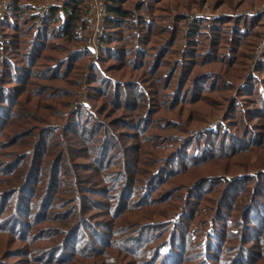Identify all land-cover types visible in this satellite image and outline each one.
Wrapping results in <instances>:
<instances>
[{
  "label": "trees",
  "instance_id": "obj_1",
  "mask_svg": "<svg viewBox=\"0 0 264 264\" xmlns=\"http://www.w3.org/2000/svg\"><path fill=\"white\" fill-rule=\"evenodd\" d=\"M40 1L44 0H13L0 19V32L6 39L3 45L0 44V56L3 57L2 59L0 57V182L5 185L11 184L0 192V232L12 233L13 241H26L31 239V235L24 231L34 234V225H41L50 219L62 221L64 229L58 226L51 230L49 225H44L42 229L45 233L33 240L35 245L32 247L17 244L11 247L12 255L23 256L17 264L61 263L83 256L94 259L98 257V262L116 258L117 264H215V260H218L219 264H264V191L261 190L264 186V170L255 174L248 172L236 175L224 191L225 197L233 193L239 197L248 196L242 212L246 214L245 226L251 229L250 239H242L230 255V244L235 237L225 231L218 233L220 230L218 227L216 229L213 227L212 233L207 230L208 233L205 232L198 242L189 234L191 238L189 243L194 248L191 251L181 242L177 243L178 239L175 237L174 239L167 237L163 244L168 245L170 249L166 251L168 255L164 259H158L157 248L149 249L148 244L154 238H148L145 245L147 248H141L142 242L134 240L138 234L137 229L131 230L133 233L128 236L118 235L123 225L118 223L120 219L131 222L126 226L128 229L140 228L141 234L147 229L145 225L149 227L154 224L153 221L145 223L143 216L145 208L151 204V196L165 201L168 195L178 193V204L160 211L166 221L177 216L178 212L183 214L187 207L185 203L193 200L191 197L187 200L183 191L195 184L197 178L191 185L173 183L172 180L180 173V178H183L181 176L185 175L186 168L200 166L206 161H216L219 154L226 155L234 151L241 153L245 149L252 147L258 149L260 145L264 146V124L253 131L251 126L254 124L250 122L251 118L245 120L250 111L251 115L256 114L259 118H264V87L260 88L257 97L254 98V106L252 105V109L249 107L250 111H242L245 110V105L242 103L239 105V98L234 96L232 98V94L227 93L238 87V82L233 78L229 79V70L239 74L235 77L239 81L242 78L239 72L245 70L244 59L253 58L252 47L256 41L252 38L259 35L256 26L264 18V12L257 11L256 7L263 0H216L217 6L229 5L230 8L237 6L251 11H243L240 14L234 11L233 14H224L212 19L201 16L191 25H182L184 18L182 14L174 15L171 24L162 22L171 15L168 17L167 14L164 17L156 15L157 12L160 14L161 8L164 7L167 8L166 13L170 14L169 10H175L174 5H179L178 2L181 0H106L105 34L102 39L103 54L100 60L104 61L107 57L106 62L110 63L101 64V67L107 70V74L103 73L101 67L95 65L97 74L94 75L103 73L99 80L104 82L106 88L105 90L100 88L101 92L97 98L99 100H95L93 95L88 96L94 99V106L89 115H82L84 106L76 107L71 112V117H74L81 127L79 139L96 150L93 157L99 166L97 175L100 181H96L89 188L84 185L85 181L81 177L83 173L80 169L85 166L84 163L66 159L69 153L64 149L65 142L70 131L77 129L71 125V121L65 127L60 122L42 123L41 127L40 122H44L41 121L44 120V116L40 114V110L43 109L40 104L44 98L50 96L53 100L58 99V96L50 95L48 89L50 86L64 88L63 81L67 80L81 90L82 79L72 78L71 75L75 69L85 74L89 64V61L83 58L90 50L81 47L88 38L87 12L90 0H51L53 3L44 16L31 10L33 9L31 2ZM223 24H229L228 30L221 27ZM183 39L186 40L185 44H182ZM246 45L252 47L244 49ZM7 54L11 56H6ZM215 63L219 64V68L214 65ZM138 77L140 80H136ZM145 79L148 82L160 79L162 82L149 90L144 85ZM50 81H56L57 84L49 83ZM247 83L246 79L245 84ZM89 84L93 86L90 81ZM248 84L253 89L257 86ZM240 85L242 84L240 83L237 89L239 94L244 92ZM95 86L99 87V83L97 82ZM257 90L251 91L254 96ZM79 93L80 91H77L75 94ZM22 94L26 96L23 98ZM105 97L111 98L113 107L110 113H107L104 107ZM77 100L78 96L71 100L69 111ZM200 103L209 104L212 108L211 111L203 109L205 113L200 121L196 122L201 123L202 130L193 129L191 130L193 132L189 131L182 138H177L173 134L174 128H180L182 124L174 125L165 118L163 120L167 121L158 120L157 125L154 122L155 117L150 114L151 108L154 109L153 113H156L165 106L168 112H172L176 109L198 107ZM151 104H155L154 107H151ZM138 107L142 108L143 112L138 115L141 121L131 125L133 133H140L148 126L149 129L169 127V135L165 138L163 147L160 145L159 139L162 138L160 135L154 133L147 135L149 142L153 144L147 152L151 157L148 164L158 166L155 170L152 168L147 172L145 169L143 171L139 169L147 173L139 177L137 174L134 175L137 171L135 155L133 160L125 157L134 145H125L119 139L124 138L119 124L121 126V122L132 118L128 110L133 111ZM122 108L124 113L115 116L114 111ZM57 112L63 113L64 109L58 108ZM55 115L59 118L58 114ZM213 119L217 122L211 124ZM245 124H248L246 129ZM49 130H61L54 132L55 138L60 140L61 147L54 152L51 150L53 147H47L44 143L43 152L37 153V146L44 141ZM251 134L254 136L251 137ZM140 142L135 146L134 152L143 147L142 141ZM226 146L231 147L227 151H211L213 147ZM118 155L124 157L126 166L124 164L122 169L114 168L118 164L116 161ZM80 156L90 158L89 154ZM70 163L75 169L72 170L73 179L69 185L63 175L56 177L54 172H58L56 165L65 166ZM240 165L244 169L249 166L245 163ZM66 170L63 169L64 172ZM109 175H120L121 178H115L112 182L108 181ZM43 176L48 180L42 181L40 178ZM141 177L148 179L140 183L138 180ZM243 177L247 179L246 184L236 186L235 183ZM199 179L196 185L212 181L207 177ZM222 179L213 180H218L216 183L218 184ZM16 180L20 182L15 185ZM166 185L167 188L163 190L165 196L158 197L148 193L149 190L156 192ZM140 188L142 192L136 196V191ZM71 189L75 191L70 197L60 194ZM114 189L117 190L116 195L112 193ZM85 191L97 192L102 199L85 197ZM86 198L89 202L84 201ZM216 201L217 197L214 203ZM11 203H18L17 209L6 213L8 210L4 205ZM198 203L195 204L193 217L199 215L202 202ZM174 207L177 211L171 213L172 216L169 217L170 210ZM95 208H101L98 212H103L104 215H113L115 221L109 227H103L101 237L88 240L86 225L90 224V219L93 218L89 212ZM131 210H142L135 221H129L126 215ZM5 213L6 216L3 217ZM196 221H193L194 224ZM26 225L30 229L26 228ZM209 228L211 229V226ZM78 232L82 235L83 242L77 241ZM156 232L155 237L158 241L163 231ZM199 232L201 231L197 229V236ZM58 237L61 238L58 244H51L45 248L39 246L41 242ZM183 238L185 236L180 240ZM201 241L202 246L197 248ZM208 244L216 249L211 251L208 257L199 260L187 257L188 255L194 257ZM1 247L2 244L0 252ZM116 247L122 252L115 256L112 250ZM127 256L132 258V262L127 261ZM0 264H7L5 257L0 260Z\"/></svg>",
  "mask_w": 264,
  "mask_h": 264
},
{
  "label": "rangeland",
  "instance_id": "obj_2",
  "mask_svg": "<svg viewBox=\"0 0 264 264\" xmlns=\"http://www.w3.org/2000/svg\"><path fill=\"white\" fill-rule=\"evenodd\" d=\"M13 0H0V19L3 18L7 7L9 6V4L12 2ZM168 1V0H166ZM170 1V0H169ZM30 2V1H29ZM92 0H90L89 3V10H90V5H91ZM32 3V7L35 9L37 7H44L46 5L51 6V4L53 3L51 0H44V1H40V2H31ZM169 3L167 2V6ZM179 5H174L175 10H169V12H171L170 14L166 13V7L161 8V13L159 14V12H157L156 15H163L166 16L165 14H167V17L170 16V18H167L166 21H162L163 23L166 24H171L172 19L174 18V15H180L184 16L183 20H182V25L186 24V25H191L194 23L195 19L197 17H201V16H205L206 18L208 17L209 19H212L213 17H218L224 14H233L234 11L236 13L240 12L242 13L243 11H251L249 9H240L236 7L230 8V6H217L216 5V0H181V2L179 3ZM164 5V4H162ZM257 11H262L264 12V0L259 3V5L256 7ZM87 12V17H88V29L89 32L87 34V40L85 41V44L81 47L83 49H88L89 54L84 56L83 60H87L89 61L88 67L86 69L85 74H81V72H78V69H75L71 75L72 78L75 77H79V79H82V84H81V90H78L77 86H72L69 82L63 81V86L64 88H57L54 86H50V88L48 89L50 95H56L58 96V99L53 100L52 96H50L49 98H44L43 102L40 104L43 109L40 110V114H43L42 116H44V122H40L41 127H43L42 123H47V122H60L61 124H64V127L66 126V124L71 121L72 122V126L77 129L76 131H70V135L67 138V141L65 142V146L64 149L66 151H68L69 153V157H67L66 159H70V161H79L82 163H84L85 166H83L80 171L83 173L81 175V177L84 179V185L87 186V188H89L90 185H94L93 183H96V181H100L98 180V175L97 173L99 172V166H97V160L93 157V154L95 153V151L93 150L92 147L85 145L84 142H81V140L79 139V133L81 130V127L78 126V121L74 118L71 117V112L73 111L72 109L76 108V107H83L82 110V115L86 114L89 115L92 112L93 109V103H94V99L89 98L88 96L93 95L95 96V100L98 98V96L100 95V88L105 90L106 86L104 85V82H101L99 79H101V75L107 74V70L104 69V67H101V64L103 65H108L110 63V61L106 60L108 59L107 57L104 58V61L100 60V57L103 54V48L101 49V45H102V39L103 36L105 34V18L103 21V35L100 36V41L97 45H95L92 41L93 39V35H94V30L90 21V12ZM250 13V12H248ZM253 13H257V12H253ZM106 15V13H105ZM160 16H158L159 18ZM157 18V19H158ZM159 20V19H158ZM207 25H211V24H207ZM221 27L224 28V30H228L229 24H223ZM259 35H257L256 37L252 38L253 40H255V44L252 47L253 49V58L251 59H244V64H245V70L243 72H239L242 74V78L237 81L235 77H237L239 74H236L234 71L229 70L228 72V77L229 79H234L235 82H238V87L239 84L241 83L242 85H240V87H242V89H244V92H241L240 94L237 92V89H235L233 92L232 91H227V93H231L232 98L233 96L236 98L238 97V103L239 105L242 103L243 105H245V110L242 111H250L249 107H251L252 109V105L254 106V98L257 97V93H259L260 88L264 87V78H262L264 76V47L262 50L258 49V46L260 45V43L264 42V18H262V21L257 24L256 26ZM5 38L3 37V35L0 32V44L3 45V43L5 42ZM186 40L183 39L182 40V44H185ZM250 43V42H249ZM252 44V43H250ZM250 45H246L244 47V49H249L251 48ZM87 52V51H86ZM9 53V52H7ZM6 56H11V54H7ZM1 59L3 58L2 56H0ZM82 60V61H83ZM217 62V61H216ZM91 63H93L92 65H90ZM247 63V64H246ZM95 65H98L99 67H101L100 69L103 71V73H99L98 76H94L95 74H97V69L95 67ZM217 68H219V64L215 63L214 64ZM94 66V67H93ZM247 67V70H246ZM99 72V71H98ZM110 72V71H109ZM77 75V76H76ZM83 75V76H82ZM147 79V78H146ZM144 80V85L147 87V89L150 90L151 87L157 86L158 84H161V80L160 79H156L154 82H148L147 80ZM247 79L248 83H252L254 84L253 86H256L255 89H258L256 92V96H254L255 94L251 91H254L255 89H253L252 86H250L248 83L245 84V80ZM136 80H140V77L136 78ZM74 81V80H73ZM89 81L92 83L93 86H90ZM99 83V87H96V83ZM49 83L52 84H57L56 81H50ZM259 86V87H258ZM77 91H80L79 94H75L77 93ZM82 92V93H81ZM216 95V93H215ZM24 96H26L25 94H22V97L24 98ZM78 96V100L77 103H73L74 105L72 106L71 110L69 111L70 108V102L72 99H74L75 97ZM106 99V103L104 104V107L107 109V113H110L113 105L111 104V98L110 97H105ZM99 100V99H97ZM253 100V101H252ZM233 101V99H232ZM155 104H151V107H154ZM150 107V108H151ZM58 108H62L64 109L63 113H58L57 109ZM203 109H207L209 111L212 110L211 106L209 104H205V105H201V103L199 104L198 107H190V108H182V109H176L172 112H168L165 109V106L161 109H159L158 112L153 113L154 109L151 108L152 112L150 113L152 117H155V123L157 124V121H161L165 118H168V121H172V123L175 124H182V126L180 128H173L175 130H173V134H175V136L177 138H182L185 135H187V133L193 129H199L198 131L202 130L201 123H196L197 121H200V118L202 117V115L205 113L203 111ZM226 110H228V106H226ZM129 113H131L130 115L132 116V118H130V120L125 121V122H121V126L119 124V127L122 131V136L124 138L119 137L120 140L123 141V143L125 145L127 144H131L135 146L137 145V143H139L140 141H142L143 143V147L139 148L138 151L134 152V148L131 150H129L127 152V156H125L127 159H134V155L136 158V167H137V171H135L134 175L137 174L139 176L143 175H147V171H149L150 169L154 168V170L156 169V167L158 165H153V164H148L151 161V157L149 156V154L147 153L149 151V148L153 145L152 143H150L149 139L147 138L149 135V133H154L155 135H160L162 138L159 139L160 145L161 147H163V143L165 142V138L169 135V127L168 128H150L148 127H144L143 131H140V133H136V132H132L134 130H132V123L135 122H140L141 118L138 116L139 113L143 112L142 108H137L133 111L128 110ZM124 113V108L120 109V110H115L114 111V115L115 116H120ZM244 113V112H242ZM59 115V118H56V115ZM249 116H247L248 120L251 118V123L254 124L253 126H251L252 130L254 131L256 128L259 129L263 126L264 124V118H259V116L255 115H251V111L248 112ZM150 116V117H151ZM135 117V120H133V118ZM216 119V118H215ZM213 119V121L211 122L214 123L217 122V120ZM164 122L167 120H163ZM224 123L226 122L225 119L223 120ZM128 122V123H127ZM232 122H234L232 120ZM127 123V124H125ZM143 124H146V122H142ZM168 124V122H166ZM158 125V124H157ZM209 127V126H208ZM248 127V124L244 126V128L246 129ZM191 128V129H188ZM42 129V128H41ZM59 132L61 130H54L51 131L49 130L48 133H46L45 137H44V141H42L40 143V145L37 146V153H42L43 152V147H44V143L47 144V147H53V149H51L52 151L56 152L59 150V146L60 145V140H58L57 138H55L54 132ZM197 131V132H198ZM193 132V131H191ZM191 135H194V133H190ZM254 134H251V137H253ZM152 141V140H151ZM247 143L249 141V139L246 140ZM141 143V142H140ZM154 143V142H153ZM250 144H252V142H249ZM28 147V146H27ZM25 147V148H27ZM231 146H226V147H213L211 151H227L230 149ZM23 148V149H25ZM90 156V158H82L83 156L80 155H88ZM117 155V154H116ZM163 155V154H162ZM119 156V155H118ZM219 157H217L218 160L216 161H206L201 163L200 166H194V167H188L185 169L186 173H184L185 175L181 176L183 178H180V174L176 177H174V179L172 180L173 183L177 182V183H183V184H188L191 185V183L194 181L195 184H192V186H190L187 190L183 191V195H185L187 197V200L190 199V197L193 199L191 201L188 200V202H186V208H185V212H183V214L181 212H178L177 216L169 218L167 221L165 220V217L163 215V213L160 211L161 209H165V208H169L170 209V205H174V204H178V197L179 194L175 193L172 195H168L166 198V202L165 201H161L160 198H156L150 197V205L145 208V212H144V219H145V223L151 222L154 223L152 226L146 227V225L144 226L145 228H147L146 230H144L143 234H141V230L140 228H127L126 226L131 224V222H125L122 219L119 220V224H123L122 227L120 228L118 235H130V233L132 234L133 229H137L138 230V234L134 237V240L137 242H142V249L143 248H147L146 245V240L148 238H154V240H152L148 245H149V249L151 247H155L157 248V251H159L158 253V259H161L164 257H166L168 255V253H166V251L170 248H168V245L163 244L167 237H171L174 239V237L176 238V240L178 239L177 243L181 242V244H183V246H187V250L191 251L192 249H194L192 247V245H190L189 241L191 238H194L197 242L199 240H201V236L205 235V232L208 233H212L214 232V230H212V228L214 227L216 229V227H218L220 230L218 233H221L223 231H225L227 234H231L235 237V239H232L233 242L230 244L231 245V251L229 252V255L231 253H233L238 244L241 243L242 239L246 238V239H250L249 235L251 232V229L249 227L245 226V221H246V214H244L242 212V209L248 199L247 195L244 196H237L231 194V196L224 195V191L226 189V187H228L233 181V178L236 175H244L247 174L248 172H252V173H259L258 171H263L264 168H260V167H264V146L260 145V148L256 149L255 147L249 148V149H245L243 150L241 153H238L235 151L234 152H229L225 154H219ZM116 161H118V164L114 167H120L121 169L126 166L125 161H124V157L123 156H119L118 158H116ZM241 163H245L248 164V168L244 169L241 167ZM125 164V165H124ZM124 165V166H123ZM56 168L58 169V172H54V175L56 177L63 175L64 179H66L67 183L70 185L71 181L73 179V175H72V170L75 169L74 165H71V163L69 165H65V166H60V165H56ZM260 168V169H258ZM63 169H67L65 172L63 171ZM139 169H145V173L141 172V170ZM258 169V170H257ZM153 170V171H154ZM96 174V175H95ZM44 177V176H43ZM41 177L40 179L43 181V179L45 181L48 180L47 177ZM203 178V177H207V179H211L212 181L208 180L205 181L203 183H200L198 185L197 181L200 180L199 178ZM115 178H121L120 175L117 176H110L108 178V181H112ZM216 178H223L221 182H219L218 184L217 181L213 180ZM264 178V177H263ZM146 177H141L138 182L140 183H144L146 182ZM144 181V182H142ZM232 181V182H231ZM247 179L246 178H241L239 179V181H237L235 183L236 186L238 185H243L244 183L246 184ZM20 182V180H16L15 181V185L18 184ZM110 182V183H112ZM231 182V183H230ZM11 184L5 185L3 183L0 182V192L3 191V189L10 187ZM99 187V186H97ZM167 188V185L162 187L161 189H159L158 191H148L149 194H154L157 195L158 197L160 196H165L166 193L163 192L164 189ZM210 189V190H209ZM262 191H264V186H262ZM74 189L69 190L68 192H61L60 194L63 195H67L66 197H70L73 193H74ZM117 190L114 189V193L113 195H116L115 192ZM142 192V188H140L138 191H136V196L138 194H140ZM191 194V195H190ZM84 196L85 197H100V195L97 192H90V191H85L84 192ZM217 197V201L214 203L215 198ZM137 198V197H136ZM99 199H102V197H100ZM84 201L89 202V199L86 198ZM201 201L202 204L200 205V212L199 215H197L196 217H193L194 214V207L195 204H199L198 202ZM18 204V203H17ZM17 204L11 203V204H7L4 205V207L6 206L5 209L8 210V212L6 213H11L12 209H17ZM213 205V208H211V206ZM101 208H95L92 209L91 212H89L91 214V217L95 218H91L90 219V224L86 225V230L88 232V236L87 239L89 240L90 238H98L101 237V230L103 229L104 226L109 227L111 225V223L113 221H115V217L113 215H104L102 214L103 212H98ZM144 209V208H143ZM142 209V210H143ZM142 210H137V211H128L126 213L128 220L129 221H135L138 218L139 213ZM54 211V210H53ZM177 209L176 207H174L172 210H170V216L171 213L176 212ZM6 213L3 214V217L6 216ZM182 214L181 216H179V214ZM203 218V220H201V218ZM173 220V222H171V220ZM194 220H197L194 224ZM209 223V226H208ZM264 224V222H263ZM49 225L51 227V230H53V228L58 227V226H62L60 229H64V224H62V221H57V220H48L47 222L39 225L36 224L34 225V234L28 231H24L25 233H28L29 235H31V239L23 241V240H16L13 241V234L10 232H5V233H1L0 232V245L2 244V250L0 252V260L3 259V257L6 258L7 264H10L11 262L14 264L18 263V260H22L23 256L20 254V256H15L12 255L10 248L11 247H15V245H22L24 247H32L33 245H35V243L33 242L34 239H36V237L41 236L45 233L44 229H42L43 226ZM211 226V229L209 228ZM26 228L30 227L28 225L25 226ZM195 228V229H194ZM197 229H199L201 232H199V236H197ZM208 230V231H207ZM156 231H160L159 233H161L163 231V234H161L158 237V241L157 238L155 237V234L157 233ZM189 231V232H188ZM230 231V232H229ZM188 232V233H187ZM193 233V234H191ZM189 234L191 235V238L189 236ZM183 240L182 237H184ZM186 236H189V238H187ZM102 240V238H101ZM61 238H52L49 241H45V242H41L39 244V246L42 247H47L51 244H58L60 243ZM77 241L79 242H83V237L81 234H79L78 232V237H77ZM185 242H187L185 244ZM202 241L197 244V248L202 246ZM155 245V246H154ZM220 245V244H219ZM222 245V244H221ZM92 245H90L91 247ZM138 248V249H141ZM189 248V249H188ZM196 249V248H195ZM200 249V248H199ZM36 251V250H35ZM113 254L116 255H120L121 254V250L116 247L114 248ZM211 251H216L215 247L213 245H209L203 246L202 250L199 251V253L197 255H195L194 257L192 256H187L190 259H194V260H199V259H203L208 257V254H210ZM50 252V251H49ZM47 252V253H49ZM59 253V252H57ZM43 254V253H40ZM171 254V252L169 253V255ZM190 254V253H189ZM79 257H77V259H72L71 261L68 262H61V263H52V264H117V260L112 259V260H108L107 262L105 261H99L98 262V257L97 258H90L88 256H83L82 258L78 259ZM107 259V258H106ZM131 257L127 256V261H131ZM20 260V261H21ZM132 262V261H131ZM129 262V263H131ZM160 262V260H159ZM215 264H219L218 260L214 261Z\"/></svg>",
  "mask_w": 264,
  "mask_h": 264
},
{
  "label": "built area",
  "instance_id": "obj_3",
  "mask_svg": "<svg viewBox=\"0 0 264 264\" xmlns=\"http://www.w3.org/2000/svg\"><path fill=\"white\" fill-rule=\"evenodd\" d=\"M49 7L50 4L44 7H37L35 9L33 8L31 10L34 13H39L41 16H44L47 13ZM89 12H90V21L94 30L92 41L95 45H97L100 41V36L103 35L102 23L104 21V17L106 13V0H92ZM263 47H264V42L260 43L258 49L262 50Z\"/></svg>",
  "mask_w": 264,
  "mask_h": 264
}]
</instances>
